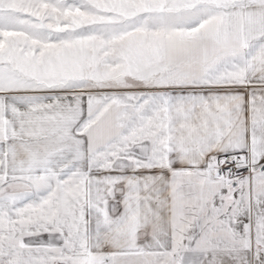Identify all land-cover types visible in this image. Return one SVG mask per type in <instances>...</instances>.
Returning a JSON list of instances; mask_svg holds the SVG:
<instances>
[{
  "label": "snow or ice",
  "instance_id": "snow-or-ice-1",
  "mask_svg": "<svg viewBox=\"0 0 264 264\" xmlns=\"http://www.w3.org/2000/svg\"><path fill=\"white\" fill-rule=\"evenodd\" d=\"M0 264H264V0H0Z\"/></svg>",
  "mask_w": 264,
  "mask_h": 264
}]
</instances>
